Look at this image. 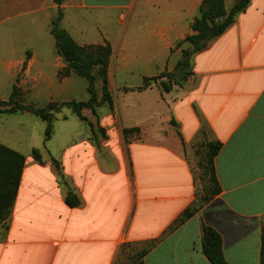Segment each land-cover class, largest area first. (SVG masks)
<instances>
[{"label":"crops","instance_id":"obj_1","mask_svg":"<svg viewBox=\"0 0 264 264\" xmlns=\"http://www.w3.org/2000/svg\"><path fill=\"white\" fill-rule=\"evenodd\" d=\"M224 1L229 11L235 0ZM202 3H63L61 27L78 45L112 48L116 113L97 114L100 121L87 125L75 114L83 126L74 131L63 108L54 121L66 129L60 149L46 145L53 136L45 142L40 118L0 114V144L25 157L11 214L0 224V264H120L126 245L153 241L144 264H211L201 249L202 224L220 233L229 264H261L264 0H251L224 34L193 56L194 74L182 86L137 91L146 78L174 71L182 51L192 49L176 44L194 33ZM59 9L53 0H0V100H9L14 87L20 102L35 108L89 99L84 78L63 74L67 63L51 31ZM158 88L160 98L148 102ZM81 92L86 99H77ZM132 128L139 132L126 136ZM208 143L221 144L214 159L221 192L169 231L204 197L199 162Z\"/></svg>","mask_w":264,"mask_h":264},{"label":"trees","instance_id":"obj_2","mask_svg":"<svg viewBox=\"0 0 264 264\" xmlns=\"http://www.w3.org/2000/svg\"><path fill=\"white\" fill-rule=\"evenodd\" d=\"M59 5L60 9L57 16L52 20L51 31L56 40L58 54L67 63V69L63 74L73 72L88 83V93L90 98L85 102L71 101L68 103H51L44 108H35L24 105L20 102L21 93L17 87L13 88L12 94L7 101L0 100V114L30 113L47 123L45 140L51 139L54 131L55 115L63 108H69L82 121L88 119L83 115L84 109H89L94 116L97 115L96 108L101 104L112 105V97L108 86V69L112 57V48L106 45H90L82 47L78 45L72 36L61 27L63 11L61 6L67 0H53ZM251 0H235L233 7L227 11L224 0H203L200 7L199 16L192 24L193 34L186 37L184 41L178 42L176 48L183 43H189L192 49L183 50L182 58L172 72H165L157 77L146 78L142 87L137 91H143L153 84L158 85L163 93H169L175 86H182L193 76V56L208 47L209 43L224 34L227 29L235 22L237 16L244 12L250 5ZM224 17L222 21L220 18ZM100 68V76L103 80L102 99L98 101L97 89L95 87L94 70ZM126 91H134L126 89ZM125 135L139 132L138 128L125 129ZM206 156L199 162L204 170L205 177L208 178L207 186L204 187V197L198 205L193 204L186 209L173 223L169 231L181 227L187 220L192 218L201 207L208 203L213 196L221 192L220 184L217 180L214 159L221 150L220 143H208L206 145ZM33 156L41 160L39 150H33ZM25 165V157L2 144H0V224L3 223L11 214L16 195L20 186L21 176ZM69 204L70 201H68ZM151 248L157 241L150 242ZM150 248V249H151ZM149 249V250H150ZM201 249L203 255L211 264H229L223 253V239L219 232L214 228L202 224ZM148 251H143L135 264H144L143 258ZM261 264H264V231L261 244Z\"/></svg>","mask_w":264,"mask_h":264},{"label":"rangeland","instance_id":"obj_3","mask_svg":"<svg viewBox=\"0 0 264 264\" xmlns=\"http://www.w3.org/2000/svg\"><path fill=\"white\" fill-rule=\"evenodd\" d=\"M82 47H87V46H82ZM109 68H110V65H109ZM99 73H100V68H96L94 70L95 87L97 89L98 101H101L102 95H103L102 94L103 93L102 92L103 80H102ZM108 86H109V91L111 93V97H112L113 102H112V105L104 103V104H101L100 106H98L96 108V112H97V114L100 115L101 118H104V117L111 115V114H115L116 108H117L118 94H117V90L115 88H112V89L110 88L109 69H108ZM148 96H149L148 102H150V103L153 102L157 98L159 99L160 98V89L159 88L153 89L152 92ZM86 97H87L86 93L81 92V93H79V98H77V99H79V100L86 99ZM89 98H90V95H89ZM76 102H79V101H76ZM127 106H130V104L127 103ZM68 109L64 110V112L69 113L68 115L70 117V122L68 123V127L71 130L76 131V130H78L77 127L83 126V123L80 121V119L71 110H68ZM82 113L88 119L87 122L83 121L85 123V125L90 124L89 120H91V122H93L95 124L100 121V120L96 119V117L93 115V113L89 109H84ZM127 115L130 116L129 112ZM133 118H137V115L135 114ZM45 126L47 127V123L45 124ZM46 127H45V131H46ZM54 129H55V131H53L54 135H52L53 136L52 140L50 142H48L50 139L46 141L44 138V140H45V142H48L46 144L47 146H52L56 149H60L64 145H66V142H67L66 129L64 127H62L61 123H55V122H54ZM132 135H134V134H132ZM144 139L145 138H141L139 140L143 141ZM130 147L134 151L135 143L132 142V144H130ZM40 150L42 152V149H40ZM199 152L202 153L203 149H200ZM201 159H203V158L201 157ZM202 163H204V159H203ZM201 170H202V181H203V184L205 187V186H207L208 178L205 177L204 170L202 168H201ZM199 203L200 202H197L196 205H198ZM150 248H151V243H147V244H143V245H132V244L126 245L123 253L121 254L120 264H135V263L139 262L140 260H137L136 258H138L139 255L143 251H149Z\"/></svg>","mask_w":264,"mask_h":264},{"label":"water","instance_id":"obj_4","mask_svg":"<svg viewBox=\"0 0 264 264\" xmlns=\"http://www.w3.org/2000/svg\"><path fill=\"white\" fill-rule=\"evenodd\" d=\"M223 19H224V17H221V18H220V21H222Z\"/></svg>","mask_w":264,"mask_h":264}]
</instances>
